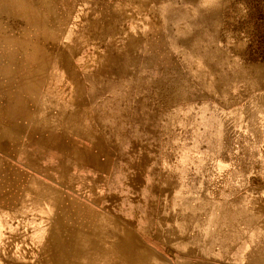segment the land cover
Here are the masks:
<instances>
[{"label":"rangeland","instance_id":"1","mask_svg":"<svg viewBox=\"0 0 264 264\" xmlns=\"http://www.w3.org/2000/svg\"><path fill=\"white\" fill-rule=\"evenodd\" d=\"M11 1L0 0V198L17 196L18 234L0 264H151L157 250L120 239L127 219L152 229L145 212L177 172L254 164L264 193V0ZM81 99L115 118V134L49 136L45 105ZM95 144L108 167H89Z\"/></svg>","mask_w":264,"mask_h":264},{"label":"crops","instance_id":"2","mask_svg":"<svg viewBox=\"0 0 264 264\" xmlns=\"http://www.w3.org/2000/svg\"><path fill=\"white\" fill-rule=\"evenodd\" d=\"M114 94L116 91H112V96ZM45 107L48 113L45 127L49 136L55 134L62 140L72 141L80 136L97 138L115 134V118L107 110L109 118L100 116L104 109L92 100L81 99L72 104L51 102ZM56 110L57 114L53 115ZM119 110V119L128 125V106L119 105ZM5 115L18 120L16 112ZM99 151L96 144L91 148L93 164L89 167L95 170L108 167L110 163L107 160L98 162ZM12 162L13 172L17 174L18 161ZM4 163L0 154V173ZM29 163L26 161L20 167L31 170ZM69 163L74 168V163ZM178 174L171 180L169 192L160 193L157 209L152 214L145 212L146 216L154 218L153 225L147 224L153 226L152 229L140 224L137 229L130 228V219H127V234L120 239L121 246L157 250L158 257L151 264H264V193L252 187L260 184L257 167L254 164L227 167L217 177L193 178L188 172ZM31 196L24 200L27 203L25 210L30 214L34 211L33 194ZM48 200L43 201L48 204ZM61 206L59 202L58 207ZM18 208L15 194L10 193L9 200L0 198L1 248L16 240ZM140 211L139 208L138 217ZM93 229L95 226L88 231L93 232ZM131 238L137 239V244L131 243Z\"/></svg>","mask_w":264,"mask_h":264},{"label":"bare ground","instance_id":"3","mask_svg":"<svg viewBox=\"0 0 264 264\" xmlns=\"http://www.w3.org/2000/svg\"><path fill=\"white\" fill-rule=\"evenodd\" d=\"M10 2H9V4L10 5H12V1L11 0H9ZM21 9V8H20ZM253 112V111H252ZM231 114V113H230ZM228 115V114H227ZM229 140V139H228ZM261 146V145H260ZM200 172V171H199ZM236 191V190H235ZM231 194V193H230Z\"/></svg>","mask_w":264,"mask_h":264}]
</instances>
